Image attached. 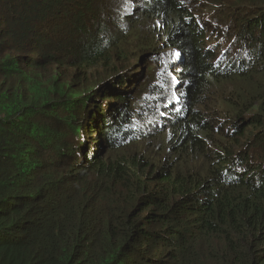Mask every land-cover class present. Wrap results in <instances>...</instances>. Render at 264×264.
Returning a JSON list of instances; mask_svg holds the SVG:
<instances>
[{
  "label": "trees",
  "instance_id": "obj_1",
  "mask_svg": "<svg viewBox=\"0 0 264 264\" xmlns=\"http://www.w3.org/2000/svg\"><path fill=\"white\" fill-rule=\"evenodd\" d=\"M0 264H264V0H0Z\"/></svg>",
  "mask_w": 264,
  "mask_h": 264
},
{
  "label": "rangeland",
  "instance_id": "obj_2",
  "mask_svg": "<svg viewBox=\"0 0 264 264\" xmlns=\"http://www.w3.org/2000/svg\"><path fill=\"white\" fill-rule=\"evenodd\" d=\"M103 10H105V9H103ZM150 30L152 31V27L150 28ZM209 43H215V41L212 42V39H210L209 40ZM139 71L140 70H137L136 72L138 73ZM26 73H29L30 74V75H28L27 82H29L31 80L39 79L41 77V74L39 72L38 73H35V72H31L30 70H27ZM73 86H74L75 90H77L78 86L76 85V83H74ZM226 94H229V92H226ZM219 109H220L219 111L221 112L222 115L226 112V110H224L222 108H219Z\"/></svg>",
  "mask_w": 264,
  "mask_h": 264
},
{
  "label": "bare ground",
  "instance_id": "obj_3",
  "mask_svg": "<svg viewBox=\"0 0 264 264\" xmlns=\"http://www.w3.org/2000/svg\"><path fill=\"white\" fill-rule=\"evenodd\" d=\"M228 40H230V41L228 42L229 44H230V43H234L232 39H228ZM233 47H236V46H233Z\"/></svg>",
  "mask_w": 264,
  "mask_h": 264
}]
</instances>
